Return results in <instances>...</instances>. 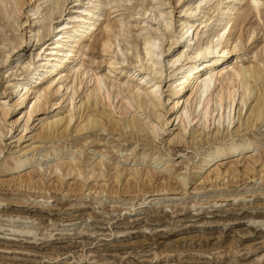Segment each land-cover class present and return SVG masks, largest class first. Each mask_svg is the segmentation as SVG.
<instances>
[{
  "label": "rangeland",
  "instance_id": "rangeland-1",
  "mask_svg": "<svg viewBox=\"0 0 264 264\" xmlns=\"http://www.w3.org/2000/svg\"><path fill=\"white\" fill-rule=\"evenodd\" d=\"M95 1L0 0V96L7 97L6 106L12 109L0 122V264H264V161L254 164L255 171L245 168L254 163L252 157L264 155V143L259 147L264 141L263 124L252 131L244 123L252 100L241 117L242 105H235L231 122L226 113L219 121L218 111L205 119L194 108L199 96L191 93L198 87L188 88L183 116H198L188 125L185 144L169 142L182 123L163 125L171 120L168 109L174 100L168 59L188 50L185 44L176 43L169 51V40L163 43L167 64L156 100L163 119L135 107L130 110L151 129L156 126L146 132L149 145L118 132H74L94 75L106 74L110 61L125 57L127 62L117 65L113 80L149 91L151 84H142L139 75L128 79L136 61L145 62V42L164 36L160 16L168 15L176 26L189 9L199 7L189 21L194 30L191 51L203 42V27L221 0H103L100 25L109 20L116 27L121 51L112 46L111 54L104 52L98 42L102 32H90L81 50V74L75 84L70 78L64 82L52 97L51 104H56L30 117L31 105L15 109L17 96L11 87L22 72L21 63L33 52L46 49L50 55L57 38L54 27ZM34 4L39 8L36 15L31 11ZM240 6L252 12L242 25L238 18L230 31H234L231 66L252 64L264 56V0L258 5L242 0ZM256 27L253 35L249 33ZM107 79L99 98L120 119L121 96L110 92ZM215 105L212 102L210 109ZM70 111L75 116L69 138L39 137L44 122ZM13 119L17 122L10 125ZM247 137L254 138L250 149L239 156L226 155L211 167L206 164L213 145ZM71 161H82V173H68L61 166ZM218 165L235 166L238 171L217 181L211 171ZM135 170H140L139 175Z\"/></svg>",
  "mask_w": 264,
  "mask_h": 264
},
{
  "label": "bare ground",
  "instance_id": "bare-ground-1",
  "mask_svg": "<svg viewBox=\"0 0 264 264\" xmlns=\"http://www.w3.org/2000/svg\"><path fill=\"white\" fill-rule=\"evenodd\" d=\"M258 1L253 0V3L258 5ZM241 2L242 0H221L215 9V15L203 27L201 32L203 42L191 51L189 50L194 30L193 25L189 21L195 16L194 12L199 7L189 9L176 26H173V22L168 15H161L160 17L165 27L164 36L150 37L145 42V62H142L140 59L137 60L134 65L133 74L129 75L128 79H133L134 74H137L143 81L142 84L145 82L151 84V89L146 91L144 90L145 88L140 87L138 84L133 86L125 84V81V83H119L117 80H113L112 76L117 70V65H122L127 61L125 57H121L119 61H110L106 74L101 76L94 75L93 88L90 89L87 98L82 101L84 112L79 117L80 122L76 125L74 132L76 134L94 131L118 132L121 136L127 137L128 135L132 139L138 138L143 141L144 145H149L150 142L146 132H149V129L155 131L156 126L153 125L151 129L147 122L141 120L130 110L132 107H135L140 111H147L157 119H163L157 113L156 100L158 98L157 95L161 92L164 68L167 64L163 59V43L165 38L169 40V51L176 43L177 45L185 44L188 47V50L179 51L168 59V78L172 85L170 96L174 100L168 109V113L172 114L171 120L170 122L169 120H165L163 125L170 126L182 123L179 132L169 142L176 144L186 142L188 125L198 115L190 118L185 113L183 116L184 111L182 109L185 103H189V96L187 97L189 92L187 89H193L195 86L198 89L194 92L192 91L191 94L194 96L198 94L199 97L195 101L194 108L196 112H202L203 118L207 119L209 118V114L211 116L214 111H218L216 118L219 115V121L225 118L226 113V118L231 122V119H233L231 118V111H234L235 105L237 107L241 103L242 106L238 110L239 117H241L244 106L247 105L249 100H252L254 104L246 110L248 113L244 122L246 130H252L262 124L264 126V63L261 62L264 60V56L260 54L262 56L261 60L248 65L231 66L230 63L234 52V48L232 47L233 42H231L234 31H230L238 18L242 25L248 20L252 12L250 9H243L240 6ZM102 4L103 0H96L88 8L81 9L77 16H70L69 18L74 19L71 25H68L71 23L68 21L69 18L65 19L63 24L61 22L58 23L54 27L56 29L54 33L58 39L56 38L53 42L55 46L51 48L50 55L46 54V49H42L43 51L38 53H31L21 63L22 72L11 87L12 93L17 96V100L14 103L15 109H23L31 105L29 111L30 117L33 113L40 112L45 108L48 109L56 104L55 102L51 104L53 101L52 97L60 92L64 82L70 78L75 84L79 74H81V50L90 32L97 30L98 32L99 30L102 32V37L98 38V42L103 46L104 52L111 54L112 46H116L114 50L118 48L116 52L121 51L116 27L109 20H106L104 25H100L99 18L102 13ZM249 6L250 8L253 7L252 4ZM232 8L235 10L234 12L231 11ZM31 11L35 15L38 14V6L34 4ZM232 13L233 16L229 17ZM258 28H253L249 33L252 32L253 35ZM226 34L230 37L226 38ZM249 35L251 36V34ZM19 43L23 45L22 43L25 42L20 41ZM8 46H12L10 42ZM261 51L263 53L264 48ZM66 71L72 72V75L70 76ZM49 75L52 80H45ZM104 78H108L107 80H109L108 88L111 90L110 92L114 93L117 97L121 96L120 115L122 118L120 119L115 118L112 113L108 112L101 103L104 101H101L99 98ZM110 92L107 94V98H110ZM31 95L33 96L31 97ZM212 102L216 104L213 110L210 109ZM7 103V97L0 96V122L1 120H6L8 115L12 113V109L7 108ZM186 106L188 105L186 104ZM74 116V113L70 111L66 116L47 120L42 125L43 128L39 133V137L50 140L56 137L60 139L69 138V127ZM16 122L17 119H13L10 121V125H15ZM142 138L145 139L143 140ZM253 140L254 138L247 137L231 144L219 143L213 145L211 147V155L207 158L206 164L211 167L212 163H219L226 155H231L232 157L238 154L239 156L241 151L250 149ZM262 143H264L263 140L260 142L259 147L263 145ZM252 159L254 163L248 162L245 165L248 172L255 171L254 164L259 163L261 160L264 161V155H260L259 158L252 157ZM83 165L82 161H71L61 166H65V169H68V173L75 171L82 173ZM221 165L224 166V163H221ZM221 165L216 166L211 171V174L215 176V180L217 181L223 180L225 177L229 178L233 176L234 172L238 171L235 166L223 169ZM139 173L140 170H135L136 175H139ZM147 178L152 181L153 176L147 173ZM20 181H23V179L20 178ZM31 182L32 179L26 183ZM167 185L169 188H172V183H167ZM164 189L165 187L162 185L160 190Z\"/></svg>",
  "mask_w": 264,
  "mask_h": 264
}]
</instances>
